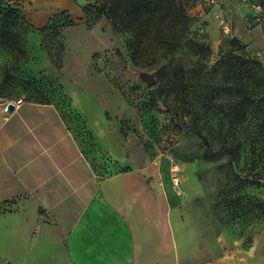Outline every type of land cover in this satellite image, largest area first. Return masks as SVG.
<instances>
[{
  "label": "rangeland",
  "instance_id": "1",
  "mask_svg": "<svg viewBox=\"0 0 264 264\" xmlns=\"http://www.w3.org/2000/svg\"><path fill=\"white\" fill-rule=\"evenodd\" d=\"M5 1L19 9V20L0 29V97L52 104L106 175L156 164L224 264H252L264 245V74L257 64L237 60L250 57L232 43L231 26L264 0H178L190 17L187 29H150L134 65L126 33L113 31L104 18L88 26L82 9L97 0ZM68 19L72 25L62 27ZM186 38L210 51L197 55ZM172 41L181 44L167 51ZM129 65L155 70L156 84H136ZM235 83L245 85L254 102L242 122L228 109L236 101ZM155 90L215 151L233 147L235 162L228 155L208 159L197 139L155 108ZM19 231L0 224V264H26Z\"/></svg>",
  "mask_w": 264,
  "mask_h": 264
},
{
  "label": "crops",
  "instance_id": "2",
  "mask_svg": "<svg viewBox=\"0 0 264 264\" xmlns=\"http://www.w3.org/2000/svg\"><path fill=\"white\" fill-rule=\"evenodd\" d=\"M231 28L264 64L255 11ZM2 223L19 227L26 264H224L156 164L100 174L57 109L39 101L0 98ZM252 264H264V245Z\"/></svg>",
  "mask_w": 264,
  "mask_h": 264
},
{
  "label": "trees",
  "instance_id": "3",
  "mask_svg": "<svg viewBox=\"0 0 264 264\" xmlns=\"http://www.w3.org/2000/svg\"><path fill=\"white\" fill-rule=\"evenodd\" d=\"M82 10L88 18V26H91L99 19L104 18L111 25L113 31L126 33L128 35L126 47L129 51L130 61L133 65L134 63H137L138 52H142V50L139 49L140 44L143 41L142 38L148 35L150 29H162L161 27H163V25H165L164 27L166 29H187L190 20L185 6L178 0H97L96 7H84ZM64 14L65 13L62 12L60 13V16ZM18 15L19 9L17 7L10 5L5 0H0V29H12L16 26L17 21L19 20ZM70 25H72L70 19L61 24L62 27ZM186 41V43H189L192 50H196L197 55L205 54L210 51V48L203 42L196 43L191 41L190 38H186ZM172 42L175 43L168 47L167 51L175 50L181 44L178 43V41ZM232 43L240 50L247 52L250 57L249 59L236 57L237 60L257 64L259 71L264 74V64H262V62L253 54L252 50H250L247 45H244L236 38L232 39ZM222 63L223 60L221 58L218 61V65ZM230 90H233L232 96L236 97V101L233 104H228V109L237 122H242L245 120L249 110L252 111L254 102L252 101L251 95L247 93V87H245V85L235 83L230 87ZM154 94L152 100L155 108L159 112L168 114L172 123L178 129L188 132L197 139L204 151V155L208 159L216 160L221 155H228L233 158V162H235V157H233L235 150L233 147L220 148L215 151L212 148L210 141L200 129L194 126L187 127L178 119L177 114L173 109L162 103L156 90L154 91ZM96 171L100 174L106 175L103 172ZM235 178L236 180L240 179V177L238 178L236 175ZM261 181L264 182V180H259V182Z\"/></svg>",
  "mask_w": 264,
  "mask_h": 264
},
{
  "label": "water",
  "instance_id": "4",
  "mask_svg": "<svg viewBox=\"0 0 264 264\" xmlns=\"http://www.w3.org/2000/svg\"><path fill=\"white\" fill-rule=\"evenodd\" d=\"M130 66L131 79L139 85L144 87H151L157 82L156 71H148L144 68H136L132 65ZM14 109V104L8 102L5 106V112L10 113Z\"/></svg>",
  "mask_w": 264,
  "mask_h": 264
},
{
  "label": "built area",
  "instance_id": "5",
  "mask_svg": "<svg viewBox=\"0 0 264 264\" xmlns=\"http://www.w3.org/2000/svg\"><path fill=\"white\" fill-rule=\"evenodd\" d=\"M251 9L255 11V20H256V22L260 26L264 27V7H261L258 4H253V5H251ZM20 102H21L20 100H17L13 104L17 105Z\"/></svg>",
  "mask_w": 264,
  "mask_h": 264
}]
</instances>
